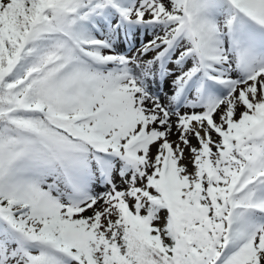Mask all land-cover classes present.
I'll use <instances>...</instances> for the list:
<instances>
[{
    "label": "snow or ice",
    "instance_id": "snow-or-ice-1",
    "mask_svg": "<svg viewBox=\"0 0 264 264\" xmlns=\"http://www.w3.org/2000/svg\"><path fill=\"white\" fill-rule=\"evenodd\" d=\"M0 264H264V0H0Z\"/></svg>",
    "mask_w": 264,
    "mask_h": 264
}]
</instances>
